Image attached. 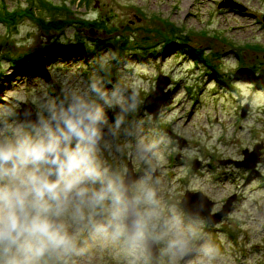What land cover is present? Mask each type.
<instances>
[{
	"label": "rangeland",
	"instance_id": "1",
	"mask_svg": "<svg viewBox=\"0 0 264 264\" xmlns=\"http://www.w3.org/2000/svg\"><path fill=\"white\" fill-rule=\"evenodd\" d=\"M224 1L0 0L2 17L26 11L32 17L0 20V96L86 63L93 55L72 52L78 39L84 46L103 41L107 50L115 49L114 39L128 38L122 54L143 81L144 99L159 78L168 81L159 116L141 113L162 140L153 162L162 195L181 204L201 194L211 216L232 199L228 215L207 229L221 264H264V0H230L241 10H219ZM171 35L187 46L176 39L167 48ZM35 52L40 61H9ZM244 152L257 154L254 170L236 167ZM129 166L135 172V162Z\"/></svg>",
	"mask_w": 264,
	"mask_h": 264
},
{
	"label": "clouds",
	"instance_id": "2",
	"mask_svg": "<svg viewBox=\"0 0 264 264\" xmlns=\"http://www.w3.org/2000/svg\"><path fill=\"white\" fill-rule=\"evenodd\" d=\"M129 63L101 50L0 96V264H221L207 218L162 195Z\"/></svg>",
	"mask_w": 264,
	"mask_h": 264
},
{
	"label": "water",
	"instance_id": "3",
	"mask_svg": "<svg viewBox=\"0 0 264 264\" xmlns=\"http://www.w3.org/2000/svg\"><path fill=\"white\" fill-rule=\"evenodd\" d=\"M218 9L219 10H221V9L241 10L237 5H235L230 0H225L223 3H220L218 5ZM262 21L264 23V17L262 18ZM0 51H1V49H0ZM156 82H157V84L155 86V91L145 100L146 106H145V110H144L150 116H152L153 120H155L160 114V109L162 108V106L165 102V97L162 96V92L168 87V81L166 78H159V80H157ZM243 116H244V113H243L242 117ZM183 147H186V145L183 144V146H181V148H183ZM255 151H257V150L255 149ZM243 155H244V161L242 163H235L236 167H242L245 170H254L257 163H258V161L255 158L257 156V154L255 156V153L249 154L248 152H244ZM253 158H255V159H253ZM130 169H131V167H130ZM196 169H197V166L195 167L194 170H196ZM232 202H233L232 199L228 200L226 208L221 213H219L218 215H215V216H211L212 204L209 201H207V199L205 197H203L201 194H191V195L188 194V195H186L184 197V199L181 201V206L184 207L185 209H187L188 211H194V210L200 211V213L204 217L207 218L208 226H210V225H216L218 222H220L222 220L223 217L228 215Z\"/></svg>",
	"mask_w": 264,
	"mask_h": 264
},
{
	"label": "trees",
	"instance_id": "4",
	"mask_svg": "<svg viewBox=\"0 0 264 264\" xmlns=\"http://www.w3.org/2000/svg\"><path fill=\"white\" fill-rule=\"evenodd\" d=\"M82 1H85L86 2V0H82ZM0 11H5V8H2L1 7V10ZM23 13H20V12H16L15 14H7L6 15V17H2L1 15H5V14H3V12H0V20H2L3 22H6L8 25H10L11 23H14V22H12L11 21V19L9 18L10 16H12V17H17V18H19V19H23V18H29V19H32V17H31V15H30V13H29V11H26V14H24V15H22ZM66 20V19H65ZM64 22V21H63ZM79 25H81L80 23H79ZM116 32V31H115ZM127 40H122L121 38H116V39H114L115 40V42H114V44H112V46L116 49V50H119L121 53L123 52V50H126V47H128L129 46V42H128V38H126ZM177 39V41H180L181 43H182V45L180 46V47H186L187 45V43H183V40L184 39H181L180 37L179 38H177L176 36L173 38L172 37V35H171V37H170V39L168 40H165L164 42H165V44H166V46H167V48H168V46L169 45H172L173 46V43H174V41ZM78 43H77V45H76V49H73L72 50V52H75V53H81V52H85V54H87V56H90V55H94L95 54V52H98V51H101V49H104V48H106L107 47V45L105 44V42H103V41H99V40H97V43L95 44V45H92V47H89V46H84L83 45V42L81 41V40H79L78 39V41H77ZM84 46V47H83ZM81 47H83V49L81 50L80 48ZM111 47V46H110ZM149 48H145V47H141V48H138L137 50L138 51H143L144 53L142 54V55H145V54H148V52H147V50H148ZM127 50H128V48H127ZM131 50V49H130ZM130 50H128V51H130ZM71 52V51H70ZM196 53L198 54V57H199V60H201L202 62H203V60H204V58H203V55L201 54V53H199V52H197L196 51ZM145 56H143V58H144ZM36 59V60H38V61H40V54H39V52H35V53H33V54H27V55H25L24 57H22V58H19V59H14V58H10L9 59V61L10 62H12V64L13 65H15V66H17V65H20V64H24V65H26V64H29L30 62H32V60L33 59ZM24 62V63H23ZM201 62V63H202ZM210 62V61H209ZM207 66V65H206ZM208 68H213V70H214V67H213V65H209V66H207ZM210 68V69H211ZM253 72H255L254 70H253ZM263 75V74H262ZM262 77H264V76H262Z\"/></svg>",
	"mask_w": 264,
	"mask_h": 264
}]
</instances>
